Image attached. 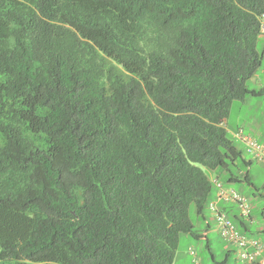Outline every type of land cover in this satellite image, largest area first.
<instances>
[{
	"label": "trees",
	"instance_id": "16d2710c",
	"mask_svg": "<svg viewBox=\"0 0 264 264\" xmlns=\"http://www.w3.org/2000/svg\"><path fill=\"white\" fill-rule=\"evenodd\" d=\"M263 25L264 0H0V264H173L181 234L208 248L212 179L251 185L226 125L264 98Z\"/></svg>",
	"mask_w": 264,
	"mask_h": 264
},
{
	"label": "rangeland",
	"instance_id": "374dc122",
	"mask_svg": "<svg viewBox=\"0 0 264 264\" xmlns=\"http://www.w3.org/2000/svg\"><path fill=\"white\" fill-rule=\"evenodd\" d=\"M258 48L264 50V34L260 35L258 40ZM264 86V56L262 66L254 77L248 81V87L259 89ZM226 128L230 136L235 140L237 146L242 149L244 157L252 160L248 167L241 165V171H248L251 185L245 182L241 183H225L224 186L232 188L245 196L251 207V214L256 224L252 226V234L258 238L264 246V233L254 232L257 226H264V160L255 158L252 154L245 150V142L238 139L235 134L241 130L243 135L249 136L256 140L260 147L264 150V98L248 96L243 101L235 100L230 107V114L227 120ZM210 175V172L208 173ZM214 193L216 194L217 191ZM256 194V195H255ZM217 196L212 200H216ZM225 205L222 200H217V206L221 209ZM222 210V209H221ZM224 211V210H222ZM191 220L200 231L203 230L204 224L197 223L196 215L191 213ZM209 220H212L211 217ZM260 224V226H259ZM219 228L212 226L208 233V238L211 242L208 248L205 246L204 240L190 237L187 234H181L176 251V257L173 264H219L224 257L226 250L231 245L224 241L219 234ZM249 235H252L248 232ZM189 246L196 250L197 254H190L188 251ZM227 264H241L234 255H231ZM193 260V262H192Z\"/></svg>",
	"mask_w": 264,
	"mask_h": 264
},
{
	"label": "built area",
	"instance_id": "2783aa9c",
	"mask_svg": "<svg viewBox=\"0 0 264 264\" xmlns=\"http://www.w3.org/2000/svg\"><path fill=\"white\" fill-rule=\"evenodd\" d=\"M264 31V26L262 27ZM240 138L245 142L246 149L255 158L264 160V151L256 140L249 136H241ZM217 189L218 197L224 200L234 201L242 217H248L250 213V205L248 199L239 194L233 189L225 188L218 180H214ZM209 209L212 211L217 225L221 231L222 236L229 242L233 243L237 249V257L247 264H264L263 245L253 237H247L241 234L229 220L226 215L219 212L214 203L209 204ZM190 254H195L192 248H189Z\"/></svg>",
	"mask_w": 264,
	"mask_h": 264
},
{
	"label": "clouds",
	"instance_id": "9594fccd",
	"mask_svg": "<svg viewBox=\"0 0 264 264\" xmlns=\"http://www.w3.org/2000/svg\"><path fill=\"white\" fill-rule=\"evenodd\" d=\"M264 26V25H263ZM262 26V27H263ZM262 33L264 34V31H262ZM240 135L241 136H246V135H243L242 134V132H241V130H238V132L235 134V136H237L238 137V139H240L242 142H243V140L240 138ZM246 148V147H245ZM262 148V147H261ZM263 149V148H262ZM246 151H247V149H246ZM264 151V150H263ZM248 152V151H247ZM249 153V152H248ZM251 154V153H250ZM216 178H214V179H212V183H214V180H215ZM216 180H218V181H220L219 179H216ZM215 185V184H214ZM224 186V185H223ZM216 187V186H215ZM225 187V186H224ZM225 188H228V189H232V188H229V187H225ZM234 190V189H233ZM217 191V189L215 190V192ZM236 191V190H235ZM239 193V192H238ZM239 194H241V193H239ZM242 195V194H241ZM216 196H217V199L216 200H210V202L208 203V210H209V214H210V217L213 219V222H214V225H215V227L217 228V222H216V220H215V218H214V215L212 214V211L209 209V204L210 203H214L215 204V206H216V208H217V210L219 211V212H222V213H224L225 214V212L224 211H222L221 209H219L218 208V206H217V200H222V201H224V199H221V198H219L218 197V194L216 193ZM226 202H230V200H225ZM249 202V201H248ZM237 205V204H236ZM237 210H238V212L240 213V211H239V209H238V206H237ZM250 213H251V207H250ZM250 213H249V216H250ZM226 215V214H225ZM241 215V214H240ZM249 216L248 217H242L243 219H246V220H248L249 219ZM226 217H227V215H226ZM228 218V217H227ZM208 219H210L209 218V215H208ZM229 219V218H228ZM229 220H231V219H229ZM231 222L233 223V221L231 220ZM234 224V223H233ZM234 226H235V228L241 233V234H243V235H245V236H247V237H252V236H248V235H246L245 233H243L240 229H238L237 227H236V225L234 224ZM219 228V227H218ZM219 231V234H220V236L223 238V240L224 241H226V242H228L231 246H234V248H235V250H236V258L239 260V261H241L238 257H237V249H236V246L233 244V243H231V242H229V241H227L223 236H222V234H221V231H220V229L218 230ZM208 234V233H207ZM253 238H256V237H253ZM256 239H258V238H256ZM201 240H203V238L201 239ZM259 240V239H258ZM260 241V240H259ZM261 242V241H260ZM262 243V242H261ZM263 245V244H262ZM189 248H192L194 251H195V254H197L196 253V250L193 248V247H191V246H189ZM189 248H188V251H189ZM263 250H264V246H263ZM243 262V261H242ZM246 263V262H245ZM196 264H199V263H196ZM247 264V263H246Z\"/></svg>",
	"mask_w": 264,
	"mask_h": 264
},
{
	"label": "crops",
	"instance_id": "0c3cea01",
	"mask_svg": "<svg viewBox=\"0 0 264 264\" xmlns=\"http://www.w3.org/2000/svg\"><path fill=\"white\" fill-rule=\"evenodd\" d=\"M216 196V194L214 193L213 194V196H212V198L213 197H215ZM223 202H225V205L224 206H222L221 207V209L222 210H227V211H233V212H238V210H237V208L235 207L236 205L235 204H233V203H230V202H226L225 200L223 201ZM208 215H209V218H210V214H209V212H208ZM212 219V218H211ZM209 222H210V225L211 226H214V222H213V219L212 220H209ZM249 226L250 227H252L254 224H256V222H255V220L254 219H251L249 222ZM205 226V225H204ZM259 226H260V224H259ZM263 226H260V228H262ZM212 228V227H211ZM257 231L259 230V227L257 226ZM246 235H248V236H252V237H255L253 234L252 235H249V234H247L246 233ZM207 238H208V234H207ZM210 239V238H209ZM203 240H204V238H203ZM209 242H210V240H209ZM232 248H233V254H234V256H235V258H236V250H235V248H234V246H231ZM230 249V248H229ZM262 255L264 256V250H263V252H262ZM238 260V259H237ZM192 262H193V260H192ZM241 264H246L245 262H242V261H239ZM194 263V262H193ZM195 264V263H194Z\"/></svg>",
	"mask_w": 264,
	"mask_h": 264
}]
</instances>
